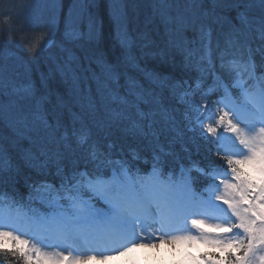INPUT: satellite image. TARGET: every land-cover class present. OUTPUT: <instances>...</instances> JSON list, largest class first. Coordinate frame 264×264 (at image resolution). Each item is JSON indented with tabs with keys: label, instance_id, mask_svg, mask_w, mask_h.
Returning a JSON list of instances; mask_svg holds the SVG:
<instances>
[{
	"label": "trees",
	"instance_id": "obj_1",
	"mask_svg": "<svg viewBox=\"0 0 264 264\" xmlns=\"http://www.w3.org/2000/svg\"><path fill=\"white\" fill-rule=\"evenodd\" d=\"M66 2L67 0L60 2L59 28L55 30L53 44L48 48L42 46L29 51L23 50L26 54L20 52L16 42L9 37V27L0 25V79L5 77L4 83H0V101L7 104L9 100H13L22 103L26 109L35 102L41 112L48 113L50 117H58L64 127L71 129L73 125H83L90 129L91 142L111 160L108 167H119L120 162L126 160L125 157L131 158L130 149H135L143 159L144 171L158 170L160 176L164 177H169L170 173L182 166L189 167L190 160L197 161L208 171L213 167H220L223 164L222 157L213 155L209 144L188 127L187 116L183 118L185 104H177V97L172 93L173 90L179 93L180 85L176 84L177 81L193 83L203 66L220 81L229 69L244 70V74L248 72L250 76V58L255 61L261 79V56L256 50L260 44L258 33H249L247 44L233 42V33L240 26L239 14L259 17L260 6L254 0L251 7H235L225 0H219L213 5L212 0H205L201 8L189 9L183 0H180L179 6L173 0L172 7L165 9L162 7V0H121L123 9L120 19L123 21L118 26L110 9L111 1L86 0L85 16L82 15L80 19L82 27L90 21L95 25L97 33L95 38L82 35L71 42L63 35L67 18ZM209 10L214 12L207 21L211 28L210 44L207 38L202 37L198 28H193L185 34L187 51L184 55L170 54L165 61H161L159 56L153 58L147 55L165 48V13L202 17V13ZM121 39L132 41L131 53L138 58L141 65L169 78L163 86L152 85L164 100L168 108L167 114L158 111L154 103L141 102L143 97L140 93L148 85L131 65L125 66V78L120 81L118 90L119 97L126 98L127 103H121L119 98L102 101L95 94L84 98L74 95L57 71L58 66L65 61L82 62L87 67L98 53H104L106 58H115L120 52ZM146 44L149 47H144ZM2 49L7 52H2ZM11 50L17 54L3 58ZM49 51L53 52L52 57L48 55ZM21 57L24 61L19 67ZM4 64L6 68L3 67ZM91 66L96 70L94 63ZM250 87H253L252 81ZM29 90L34 97L33 101L23 99L29 94ZM134 105H138L142 111L153 112L155 123L151 135H140L133 130L132 124L139 118ZM58 135L59 132L50 130L26 137L12 125L0 124V153L12 162L11 172L3 174L11 180V194L29 199L28 189L32 184L43 181L62 184L63 177L57 172L54 156L59 145L53 142V138ZM109 143L113 145L110 149ZM99 163L107 164L106 157L100 156ZM134 163L140 165L138 160ZM89 168L95 171L98 166L89 165ZM190 174L196 178L194 173ZM202 182L203 179L199 178L196 184L201 186ZM9 259L13 260L11 264H20L15 257L0 254V262Z\"/></svg>",
	"mask_w": 264,
	"mask_h": 264
},
{
	"label": "snow or ice",
	"instance_id": "obj_2",
	"mask_svg": "<svg viewBox=\"0 0 264 264\" xmlns=\"http://www.w3.org/2000/svg\"><path fill=\"white\" fill-rule=\"evenodd\" d=\"M204 2L205 0H183L189 9L201 8ZM212 2L215 5L219 0ZM225 2H230L235 7H251L253 0H225ZM254 2L260 6V16L239 14L240 26L233 33L235 37L233 42L247 44L248 34L258 33L260 44L256 50L261 56L260 71L264 73V0H254ZM175 3L179 6L180 0H175ZM172 4L173 0H162V7L165 9L171 8ZM213 15L214 12L211 10L203 12L202 17L165 13L163 16L167 37L165 48L147 55L153 58L159 56L161 61H165L170 54L184 55L187 51L185 34L193 28H198L202 37L207 38L210 44L211 28L207 21ZM74 24L75 22L70 23L69 27H73ZM119 46L120 52L115 58H106L104 53H98L94 60H90L87 67L82 62L65 61L58 66L57 71L74 95L84 98L95 94L102 101L119 98L121 103H127L126 98L119 97L118 90L120 81L125 78V66L131 65L148 85L140 93L144 98L141 102L154 103L158 111L167 114L168 108L164 100L152 85L163 86L169 78L156 70L149 69L146 65H141L138 58L131 53V40L121 39ZM144 47L149 45L146 44ZM93 63L96 70L92 69ZM249 65L253 72L257 70L255 61L251 58ZM46 80L47 78L45 83ZM176 84L187 85V81H177ZM196 86H199V81L190 87ZM172 94L176 95L177 104L185 102L190 95L195 96V93L186 91L176 93L175 90ZM23 99L34 100L30 90ZM43 99L42 97L41 101ZM134 106L137 108L139 118L133 122V130L140 135H151L155 123L153 112L142 111L138 105ZM233 117L234 114L222 111L215 123L203 126L204 131L211 137H216L221 129L226 128L228 133L235 134V139L238 141L239 151L222 157L227 175L217 181L219 194L215 195V200L225 207L230 222L209 223L203 218H193L190 223L198 231V235L171 237L173 242L202 240L219 249L193 257L198 259L200 264H257V261L258 264H264V255H258L264 253V128H260L258 134H250L242 131ZM0 124H10L26 137L50 130L59 132V135L53 138V142L59 145V150L54 152L57 172L63 177L61 187L68 185L71 189L65 198L70 201L74 210L73 215L57 222L66 236H71L72 225L84 228L92 223L102 224L108 232L117 236L130 234L137 237L136 230H144L141 215L147 211L152 201L131 190L127 181L115 169L110 177L105 178L106 172L102 168H97L95 171L89 168V165L95 167L99 164L100 156H105L106 162L111 163L107 154L91 142L90 129L83 125L80 127L73 125L69 129L64 127L58 117H50L48 113L41 112L35 102L26 109L22 103L13 100H9L7 104L0 101ZM112 147L113 145L109 143L108 148ZM129 155L130 161L126 159L120 162V172H130V164L140 159L135 149H130ZM11 169V160L0 153V179L4 178V173L11 172ZM199 169H202V166L197 161H189V171L196 177L192 180L193 184L206 173V170L199 171ZM93 199L106 204L108 210L89 211L94 208L91 204ZM174 204L179 208L182 206V200L178 198ZM206 224L209 229L207 231L204 228ZM28 244V240L22 239L14 231L6 230V226H0V254L23 260L24 264H33V254L36 261H43L44 264H58L60 260L67 261V264H87V260L96 259L94 256H89L82 261L79 257L72 258L63 254L58 258H52L37 249L27 247Z\"/></svg>",
	"mask_w": 264,
	"mask_h": 264
},
{
	"label": "rangeland",
	"instance_id": "obj_3",
	"mask_svg": "<svg viewBox=\"0 0 264 264\" xmlns=\"http://www.w3.org/2000/svg\"><path fill=\"white\" fill-rule=\"evenodd\" d=\"M41 7L49 6L54 2L56 12L59 11L60 6L59 0H39ZM53 1V2H52ZM113 6L112 11L116 18L119 17L120 6H118L117 0H112ZM31 0H6L3 4V14H5V18L9 19L17 16V19L22 17L21 21H25L30 17H23L18 14V10L16 9L18 6L23 8L20 11H23L25 7L29 6ZM121 4V3H120ZM57 6V7H56ZM84 10V0H73L71 8L68 9L67 16V30L66 35L70 38L75 37L81 33V26L79 27V19L82 16ZM31 24L35 25V29L31 32H26L22 35L18 34L19 39H21V46L23 48H34L40 47L42 44L50 39L51 28L44 26L42 22H38L39 19H35V21L29 20ZM28 22V21H27ZM75 22L73 27H69L70 23ZM18 28L21 29L23 26L21 22L18 20ZM30 23H27L30 25ZM15 25V24H14ZM16 26V25H15ZM11 33V31H10ZM11 37L16 39L15 34L11 35ZM199 81V86L190 87L196 84ZM228 86L223 88L225 94L223 97L218 99H214L212 95L213 92L218 90V85L215 80H208L207 73L204 71L201 73V78H198L193 84L182 85L179 88L180 92H189L195 93V96H188L185 100L187 111L189 112V119H197L199 124L202 126L204 130V125L208 123H215L220 112L228 111L230 114H234V122L237 123L242 131L250 132V134H258L260 128H264V98L260 93L254 92L249 96V93L246 92L247 86L245 85V79H243V72L237 70L236 72H232L227 77ZM234 83V84H233ZM236 94H240L244 96L245 104H237ZM257 108L259 111H257ZM259 116L258 119L256 118ZM255 117V123L252 125H246L245 120L253 119ZM206 133V132H205ZM207 134V133H206ZM224 136V141L221 142V137ZM212 143L214 148L219 150L220 148L230 149V151L238 152L239 146L238 141L235 139V134H230L227 132L226 128L221 129L216 137H212ZM233 147V148H231ZM215 175L216 180L218 181L221 177L227 175L226 171L218 172ZM121 176L127 181L131 190L140 193L142 196L147 197L150 201H152L150 207L141 215V220L143 222V231L137 229L138 236L135 237L137 242L139 238H144L145 245L141 247L139 251H136V246H131L129 250H123L117 254H105L104 252H94L89 250L88 253H76L73 249H69L62 243L59 239H64L69 236L65 235L63 228L58 225V221L62 219H66L68 216L74 214V210L71 207L70 201H68L65 197L71 191L70 188L66 187L62 190L61 193L56 195H52L48 192L51 190L50 186L43 187L42 196L53 202L52 208L53 212H42L39 213V216L26 215L24 213L17 212L15 215L9 213L5 208H1L0 210V226H6V230L14 231L16 235L21 236L22 239H26L29 241L27 247L34 248L39 250V252L44 255L52 258H58L61 254L65 256H70L72 258H81L83 261L84 258L89 256H94L96 259L87 260V264H169L170 258L166 252V250L159 249L157 247H153L150 243V240H159L161 237H165L166 240L170 244L181 243L183 245L184 259H180L175 264H196L194 260V255L199 253V247H204V249L208 251H219V249L215 246L209 245L202 240H193V241H175L171 240L173 236L180 235H198V232H180L178 226L173 228L177 222H181L179 227L182 226L183 223L187 225H191L190 221L193 218H203L207 220L209 223L218 222L215 219L208 218L205 214L208 211L215 212L216 210L223 216L226 222H230V216L226 213L225 207L215 200V195L219 194L215 189L211 191L208 195L211 197V201L208 203L207 200L200 201L196 199V202H192L188 206L185 205L183 210L180 213L179 218L177 217L178 207H175L174 202L177 200L178 195L181 193L183 188H186L185 180L176 183V185H171L170 183L166 184L161 182L156 177L152 178H132L127 173L122 172ZM216 181V182H217ZM50 187V188H49ZM55 190V189H53ZM191 192L189 193L190 197ZM193 195L191 194V197ZM195 196V195H194ZM87 199V197H85ZM98 203L103 204V202H98L93 199L91 204L94 206L91 211L99 208ZM159 206L156 212H159L160 215L169 222L170 227L163 230V226L160 223H153V206ZM1 205V203H0ZM108 208L106 204H103ZM202 209V210H201ZM147 217L149 219H147ZM34 220V221H33ZM37 224L38 232L46 238L47 241H55L54 245H45L43 239L35 240L36 238H31L27 235L28 232L33 231L35 229L34 224ZM205 230L208 229V225H204ZM71 236H76L78 238V243L83 246V249L88 250V248L92 247V239L95 238L97 241L107 242L109 240H118L125 242V239L128 237L132 240V235L125 236H117L110 232L105 231H94L87 229L86 227L81 228L79 225L71 226ZM25 233V234H24ZM82 233V234H78ZM165 233V234H164ZM136 242V243H137ZM143 243V242H141ZM97 247L98 245L95 244ZM173 247V246H172ZM179 251H180V247ZM180 251L179 253H181ZM194 252V253H193ZM177 255V254H175ZM258 255H264V253H258ZM177 257V256H173ZM181 257V256H180ZM138 258V259H136ZM137 260V261H135ZM33 264H44L43 261H36L35 254H33ZM58 264H67V261L60 260ZM258 264V261H257Z\"/></svg>",
	"mask_w": 264,
	"mask_h": 264
},
{
	"label": "bare ground",
	"instance_id": "obj_4",
	"mask_svg": "<svg viewBox=\"0 0 264 264\" xmlns=\"http://www.w3.org/2000/svg\"><path fill=\"white\" fill-rule=\"evenodd\" d=\"M27 21L24 22L23 26H21L22 27L21 29L18 28L19 26H13L12 27V32H14L15 33V36H16V42L19 43V44H21V41L22 40L19 39L18 34L22 35V34H24L26 32H31V31H33L35 29V25L34 24H31L29 20H27ZM27 23H30V25H28ZM18 48H19L20 52L25 53L23 51L24 50L23 46H18ZM0 50H1V48H0ZM48 55L52 57L53 56V52L52 51H49L48 52ZM23 61H24V59H22V57H21L20 58V61H19V65H18L19 67L23 65ZM183 202L184 201L182 200V203ZM154 214L156 215V213H154ZM163 220H165V219H163ZM163 227H167L166 222H163ZM151 245L153 247H157L159 249L166 250V252H170L171 253L173 251V249L171 248V244L166 239H164V238L160 242H155V243L152 242ZM141 246L142 245H137L136 246V249H140ZM178 246H180V245H178Z\"/></svg>",
	"mask_w": 264,
	"mask_h": 264
}]
</instances>
